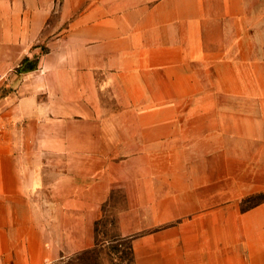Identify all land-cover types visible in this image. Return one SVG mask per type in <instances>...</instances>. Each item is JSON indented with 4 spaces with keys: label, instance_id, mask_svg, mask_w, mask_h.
I'll return each mask as SVG.
<instances>
[{
    "label": "crops",
    "instance_id": "1",
    "mask_svg": "<svg viewBox=\"0 0 264 264\" xmlns=\"http://www.w3.org/2000/svg\"><path fill=\"white\" fill-rule=\"evenodd\" d=\"M243 4L68 8L1 110L0 264L96 251L109 211L133 264H264V201L241 207L264 191V85L228 86L222 71L252 59ZM226 92L240 99L212 100Z\"/></svg>",
    "mask_w": 264,
    "mask_h": 264
},
{
    "label": "rangeland",
    "instance_id": "2",
    "mask_svg": "<svg viewBox=\"0 0 264 264\" xmlns=\"http://www.w3.org/2000/svg\"><path fill=\"white\" fill-rule=\"evenodd\" d=\"M91 2L92 0H0V115L4 107L10 106L11 90L21 76L19 69L28 65L23 60L35 59L37 63L42 54L48 51L47 44L73 19L75 14L68 8H85ZM243 3L244 8H247L242 29L243 41L244 45L249 43L247 48H252V59L225 62L222 71H226L228 86L239 83V80L243 85H264V0H243ZM197 66L198 71H201L202 64L198 63ZM198 83L202 85L201 77H198ZM192 95V99L196 101L201 99V94ZM240 95L226 92L220 96L212 94L211 97L212 100L215 96L217 100L234 101L240 99ZM109 96L104 94L106 101H110ZM223 111L229 116L232 110ZM194 112L196 116H201L202 110L195 109ZM6 116L7 121L0 116V132L5 126L3 122L7 125L10 121L7 113L4 118ZM259 197L250 198L243 206L251 204ZM106 214L108 215H104L96 226V239L99 244L97 250L84 251L77 257L72 255L63 264H133L129 239L113 236L112 211Z\"/></svg>",
    "mask_w": 264,
    "mask_h": 264
},
{
    "label": "trees",
    "instance_id": "3",
    "mask_svg": "<svg viewBox=\"0 0 264 264\" xmlns=\"http://www.w3.org/2000/svg\"><path fill=\"white\" fill-rule=\"evenodd\" d=\"M23 63H28V65H27V66H24V67L22 66V67L19 69L20 72H21V71H27V70L33 69V68L35 67V65H36V61H35V59L28 60L27 58H25V59L23 60ZM254 196H255V197H256V196H260V197H259L258 200L253 201L251 204H249V205H244V206H243V204L246 203L247 200H249L250 198H252V197H254ZM261 201H264V191L259 192V193H257V194H253V195L247 196V197H245L244 199H242V208L247 209V208H249V207H251V206H253V205H255V204H257V203H259V202H261ZM130 247H131V246H130ZM131 252H132V249H131ZM132 262H133V255H132Z\"/></svg>",
    "mask_w": 264,
    "mask_h": 264
}]
</instances>
